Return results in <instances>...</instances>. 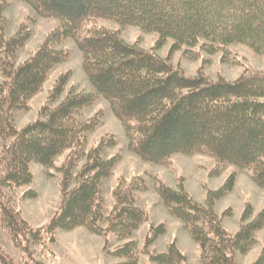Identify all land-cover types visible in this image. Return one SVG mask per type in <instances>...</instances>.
Listing matches in <instances>:
<instances>
[{
  "label": "trees",
  "instance_id": "trees-1",
  "mask_svg": "<svg viewBox=\"0 0 264 264\" xmlns=\"http://www.w3.org/2000/svg\"><path fill=\"white\" fill-rule=\"evenodd\" d=\"M20 1L30 5L37 16L55 19L59 25L27 61L18 64L19 51L32 32L23 24L15 35L7 37V4L0 2V213L16 240L37 244L44 233L53 238L58 230L76 227L127 240L148 222V213L136 204V194L147 190L143 177L121 179L113 192L114 208L107 215L103 211L102 183L112 175L121 156H105L106 150L117 144L113 136L101 138L88 152L84 150L87 134L102 125L104 113L87 120H82L81 114L98 99L109 103L125 130L128 150L142 160L165 165L176 154L208 156L217 164L212 177L233 165L264 189V72L246 69L234 82L224 78L213 82L202 70L191 78L155 52L161 43L172 39L171 53L187 47L192 54L191 49L201 45L210 53L223 52V60L228 61L229 47L241 44L264 56V0ZM101 19L158 33L160 40L146 51L125 43L116 30H86L89 23ZM67 40H73L81 51L94 92H77L72 87L60 104L52 106L65 92L70 77V73L62 74L38 118L18 129L16 112L28 110V101L42 90L51 70L69 59L67 50L57 48ZM66 151L70 152L67 160L58 168L62 174L60 208L46 228L34 230L10 206L4 189L30 185L33 163L54 168L55 159ZM80 157L86 163L74 175ZM236 179L233 173L217 190L206 188L203 204L188 192L184 178L177 188L156 183L163 205L198 245L203 264H237V255L249 253L264 229V208L254 215L250 203H246L237 232L224 227L223 218L230 211L219 215L216 204L234 190ZM165 233L164 225L152 228L144 252L147 254L148 246ZM107 245L106 239L107 254L126 259L122 264L137 262L134 241L110 252ZM151 262L187 264V257L173 241L167 252L151 255ZM0 264L15 263L0 250ZM253 264H264V246Z\"/></svg>",
  "mask_w": 264,
  "mask_h": 264
},
{
  "label": "rangeland",
  "instance_id": "rangeland-1",
  "mask_svg": "<svg viewBox=\"0 0 264 264\" xmlns=\"http://www.w3.org/2000/svg\"><path fill=\"white\" fill-rule=\"evenodd\" d=\"M7 4L4 12L8 25L6 36L12 37L21 25H28L32 35L18 54V64L27 61L45 41L46 36L57 28L59 22L52 18L37 16L34 9L20 0H0ZM106 28L116 30L120 37L129 45L137 44L139 48L149 51L154 49L159 40V34L144 32L139 27L121 26L111 20H95L86 26L89 32L93 29ZM174 41L168 39L161 43L156 54L161 59H169L170 63L181 69L188 77H197L199 72L206 74L213 82L224 78L227 81H236L243 72L248 70L264 72V56L256 54L245 45H232L229 47V60H223V52L210 53L201 48V45L191 49L187 47L171 53ZM70 53L69 59L53 68L42 90L28 101V110L16 112L15 124L18 129L34 122L42 106L47 102L49 93L54 87L57 78L65 73H70L67 86L63 95L52 104L57 106L65 98L67 92L73 87L77 92L93 93L94 88L83 68V55L73 40H67L57 47ZM194 56V57H193ZM228 59V57L226 58ZM3 76L0 72V82ZM104 113L103 123L100 127L87 134V143L84 148L88 152L98 145L103 137L113 136L116 146L105 152L108 158L120 155L121 159L113 169L112 175L102 183L103 211L109 214L114 208L115 198L113 192L121 179L127 181L136 177H143L147 186L146 191L136 194V204L148 213V222L142 224L133 232L130 239L119 240L115 235L99 236L91 233L86 227H76L71 231L58 230L53 238L44 233L39 243L25 241L24 238L15 239L2 222L0 213V250L2 254L13 260L15 264H122L126 259L115 258L104 251L105 241L108 240V252L124 246L129 241L137 245L135 264H155L151 262V255L167 252L169 245L176 241L178 248L187 257V264H203L200 259V250L192 237L185 230L183 223L173 217L163 205L156 191V183L162 181L172 188H177L179 181L184 178L188 192L203 204L205 202L206 188L217 190L222 186L227 177L237 174L234 190L217 202L216 212L219 215L230 211L223 218L224 227L230 232L238 231L241 215L246 203L254 207V215L264 208V189L256 186L246 171L236 166L228 165L222 174L216 177L211 172L217 167L215 160L203 155L186 156L176 154L168 164L161 165L142 160L128 150V139L121 122L114 116L110 105L103 99H98L96 104L82 111L81 119L87 120L96 113ZM70 152L66 151L57 157L54 168L48 169L41 164L33 163L31 172L33 182L24 187H10L4 189L6 200L10 206L19 212L27 224L34 230L46 228L54 215L58 212L62 201V174L58 171L67 160ZM86 163L80 157L76 161L73 174L76 175ZM74 187V183L71 188ZM32 194H35L33 197ZM164 225L166 233L159 236L144 252L146 237L152 228ZM258 243L245 255L238 254L237 264H253L264 246V229L257 235ZM27 249V250H26Z\"/></svg>",
  "mask_w": 264,
  "mask_h": 264
}]
</instances>
